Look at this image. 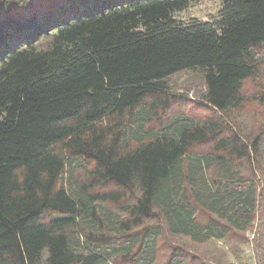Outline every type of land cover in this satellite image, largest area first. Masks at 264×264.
<instances>
[{"label": "trees", "instance_id": "trees-1", "mask_svg": "<svg viewBox=\"0 0 264 264\" xmlns=\"http://www.w3.org/2000/svg\"><path fill=\"white\" fill-rule=\"evenodd\" d=\"M199 1L0 0V264H220L253 230L264 264V0Z\"/></svg>", "mask_w": 264, "mask_h": 264}, {"label": "rangeland", "instance_id": "rangeland-1", "mask_svg": "<svg viewBox=\"0 0 264 264\" xmlns=\"http://www.w3.org/2000/svg\"><path fill=\"white\" fill-rule=\"evenodd\" d=\"M220 8V1L218 0H200L196 4L190 5L187 9L177 12L175 14L176 18L187 20L189 18H197L200 20H209L210 17L214 16ZM185 75H178L173 78L172 83L175 85V89L188 94L193 98V87L200 86V81L198 79H184ZM264 107L255 106L248 104L240 114L237 116L239 123L246 125L256 126L257 121L260 119ZM253 231H247L245 237L248 239L247 242L238 243L233 241L226 243L223 241H211L208 244L203 245L199 248L198 252H206L218 259L220 264H256L254 260V254L252 252V245L249 243L253 239ZM234 245L237 250L236 253L232 252L231 246Z\"/></svg>", "mask_w": 264, "mask_h": 264}]
</instances>
